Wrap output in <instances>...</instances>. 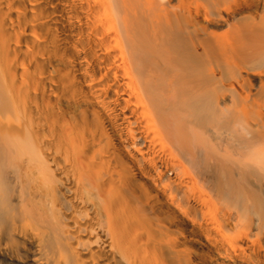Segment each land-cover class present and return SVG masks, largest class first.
<instances>
[{
    "label": "bare ground",
    "instance_id": "bare-ground-1",
    "mask_svg": "<svg viewBox=\"0 0 264 264\" xmlns=\"http://www.w3.org/2000/svg\"><path fill=\"white\" fill-rule=\"evenodd\" d=\"M0 264H264V0H0Z\"/></svg>",
    "mask_w": 264,
    "mask_h": 264
}]
</instances>
